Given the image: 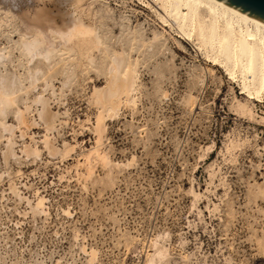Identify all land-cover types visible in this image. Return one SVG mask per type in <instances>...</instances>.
<instances>
[{"label":"rangeland","instance_id":"374dc122","mask_svg":"<svg viewBox=\"0 0 264 264\" xmlns=\"http://www.w3.org/2000/svg\"><path fill=\"white\" fill-rule=\"evenodd\" d=\"M142 1L0 0V264H264V90Z\"/></svg>","mask_w":264,"mask_h":264},{"label":"bare ground","instance_id":"6f19581e","mask_svg":"<svg viewBox=\"0 0 264 264\" xmlns=\"http://www.w3.org/2000/svg\"><path fill=\"white\" fill-rule=\"evenodd\" d=\"M142 2L144 3V0ZM146 2H147V6L156 10V12L164 21H166L171 25L176 26L178 28V31L180 30L188 40L190 39L195 40L194 42H197V44L200 47L206 49V52L209 54V56L213 58L214 61L219 62L221 67H224L230 73H234L236 71L240 72V75L242 77L241 80L243 82V89H245L250 96L252 95L253 97L254 95L260 96L261 92L264 90V23L263 22L219 0H146ZM82 32H85V34H87L86 31H82ZM83 36L84 35L82 34V37ZM86 37L84 36L83 38L85 39ZM53 39L55 40L54 37H52V41ZM33 42L35 41L33 40ZM49 42L50 41H48L47 43ZM28 44L26 45L29 47ZM33 46L34 45H32L31 43V46L29 48ZM52 46L54 45L52 44ZM52 46L50 44V47ZM54 47L55 49H58L56 48L57 47L56 45ZM52 50L50 51L53 52L54 50L53 51ZM119 54L113 57L112 59L113 61L110 66L111 67L110 69L114 70V72L115 70H122V68L125 67L124 60ZM123 57H125V55ZM117 74H115L116 77L119 76ZM121 84L124 85L122 81ZM129 87L130 86H128V88ZM109 89L110 87L108 88V90ZM111 89L112 90L110 92L108 90H107L108 92L105 90L107 94L109 93L108 96H106V100H105V103L108 105H112L114 102L112 96H115L116 94L120 93V92L117 93V90H115V86H114V90L113 88ZM119 91L125 92L123 90H119ZM126 95L128 94L126 93ZM101 116L99 117L101 118ZM100 118L98 124L100 122Z\"/></svg>","mask_w":264,"mask_h":264},{"label":"water","instance_id":"95a60500","mask_svg":"<svg viewBox=\"0 0 264 264\" xmlns=\"http://www.w3.org/2000/svg\"><path fill=\"white\" fill-rule=\"evenodd\" d=\"M264 23V0H219Z\"/></svg>","mask_w":264,"mask_h":264}]
</instances>
